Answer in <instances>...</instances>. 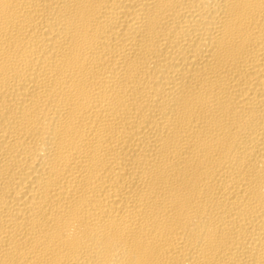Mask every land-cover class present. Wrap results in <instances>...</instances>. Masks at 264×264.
Wrapping results in <instances>:
<instances>
[{
  "label": "bare ground",
  "instance_id": "bare-ground-1",
  "mask_svg": "<svg viewBox=\"0 0 264 264\" xmlns=\"http://www.w3.org/2000/svg\"><path fill=\"white\" fill-rule=\"evenodd\" d=\"M0 264H264V0H0Z\"/></svg>",
  "mask_w": 264,
  "mask_h": 264
}]
</instances>
